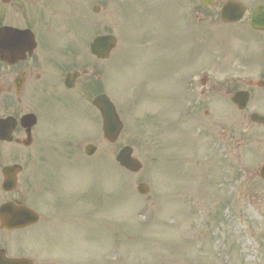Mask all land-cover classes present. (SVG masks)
Returning a JSON list of instances; mask_svg holds the SVG:
<instances>
[{"label":"flooded vegetation","instance_id":"af4514ba","mask_svg":"<svg viewBox=\"0 0 264 264\" xmlns=\"http://www.w3.org/2000/svg\"><path fill=\"white\" fill-rule=\"evenodd\" d=\"M129 1L0 0V133L12 136L10 143L0 141V167L1 157L11 161L0 173L5 166L23 167L17 190L5 195L40 216L39 224L24 230L27 256L38 255L31 244H58L66 229H75L87 245L101 238L110 242L116 198L103 171L126 146L132 114ZM137 1L153 7V15H140L144 22L158 14L160 4L170 9L189 4ZM231 2L245 14L238 23L224 24L231 45L212 64L208 16L160 14L151 32L142 24V39L147 42L151 34L155 46L138 48L137 159L159 175L162 197L175 196V184L180 189L183 178L208 167L221 168V175L234 181L243 160L264 165V123L251 121L264 119V29L252 25L254 20L264 23V0H215L214 7L221 11ZM260 9L262 14L255 15ZM108 36L117 38V46L106 59H98L91 47ZM101 95L114 104L124 125L115 144L104 139L103 119L93 106ZM240 119L248 120L246 128L240 127ZM241 130L247 135L241 136ZM89 145L103 155L86 156ZM122 187L120 205L125 176ZM50 257L60 263L100 261L87 255L61 260L58 252Z\"/></svg>","mask_w":264,"mask_h":264},{"label":"rangeland","instance_id":"374dc122","mask_svg":"<svg viewBox=\"0 0 264 264\" xmlns=\"http://www.w3.org/2000/svg\"><path fill=\"white\" fill-rule=\"evenodd\" d=\"M188 3L187 7H184L183 3L175 4L174 9H170L167 4H160L157 7L158 14L146 22L142 21L144 19L140 15H153L151 6L143 8L138 15L133 13V17L128 19L126 43L132 48L129 50L128 94L132 100V114L128 119L126 139L127 145L133 147L135 156L138 154L137 135L136 129L131 125L137 119L134 96L138 93L136 86L138 48L155 46L151 34L147 42L142 39V24L146 23L148 32H151L160 14L184 15L188 10L189 14L195 13L194 16L198 14L208 16L209 64L217 61L221 52H225L231 45L225 28L218 22L219 8L201 13L198 0H188ZM139 8L141 9L140 2ZM146 10L150 13H146ZM193 63H197V60H193ZM239 121L241 128L248 126V120ZM244 132L241 130V136L247 135ZM102 155L103 150L99 151L96 157ZM7 160L1 157V167L11 162ZM260 168L243 160L239 167V179L232 182L226 181L221 175V168L208 167L207 171L205 169L199 171L195 177L183 178L186 185L184 194L179 195L181 190L179 185L175 184L177 194L162 197L159 195L161 189L158 188L157 182L159 175L150 165H146L139 176L126 174V198L116 210H112L111 232L112 234L118 232L123 221L126 245L119 241L118 236L117 243L113 239L109 242L107 238H101L87 245L75 235V229L71 231L66 229L67 236L59 238L58 244L53 243L55 248L54 246L49 248H54V254L57 251L61 260H68L69 256L78 260L86 255L93 260H102L94 264H264V182L257 176ZM109 169H106L104 174L110 175L108 179L110 181L114 170L111 167ZM115 171L120 174L119 169L115 168ZM176 174L175 181L179 179ZM143 179L151 186V192L146 197H141L136 191ZM113 181L116 179L113 178ZM1 182L0 175V186ZM24 185L22 182L23 194ZM188 190L192 193L187 194ZM12 198L13 196L2 194L0 189V204L12 201ZM36 229L39 234V229L42 230L43 226ZM22 234L27 239L26 232L20 234L0 232V248H6L10 256L27 254L29 246L25 244ZM68 234L71 238H68ZM31 247L38 249V255L29 256L35 259L37 264H76L53 261L54 257L46 259L47 255L42 245L37 248V245L31 244ZM46 249L48 250V247ZM106 256L108 259L104 263ZM122 257L124 260L121 263Z\"/></svg>","mask_w":264,"mask_h":264},{"label":"water","instance_id":"95a60500","mask_svg":"<svg viewBox=\"0 0 264 264\" xmlns=\"http://www.w3.org/2000/svg\"><path fill=\"white\" fill-rule=\"evenodd\" d=\"M204 7L211 6L214 0H201ZM240 8V7H239ZM242 10L237 9L234 5H228L223 13L222 20L226 23H233L239 21L242 17ZM115 43L114 37L98 39L92 47V51L95 55L103 57L104 52ZM108 46V48H107ZM94 105L101 111L104 118V132L106 138H111L113 141L118 137L122 130V124L114 110V106L107 101L106 97H101L94 102ZM96 149L94 147H89L87 152L89 155H93ZM132 149L125 148L120 152L117 157V162L128 171L137 174L142 169V165L132 157ZM19 169L17 166L13 168H6L4 170L5 182L3 184V189L5 191H10L15 187V179H11ZM261 178L264 180V167L260 172ZM138 192L142 195L149 192V188L141 184L138 186ZM30 216H35L33 213L23 207H16L13 204H8L0 209V220L2 229H20L26 227L30 222ZM37 217L35 216V221ZM0 264H33L28 259H7L4 256V252L0 251Z\"/></svg>","mask_w":264,"mask_h":264}]
</instances>
